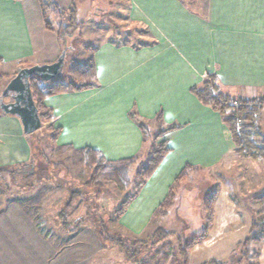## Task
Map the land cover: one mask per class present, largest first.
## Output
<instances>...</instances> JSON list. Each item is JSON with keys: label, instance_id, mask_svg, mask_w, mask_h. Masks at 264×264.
<instances>
[{"label": "crops", "instance_id": "1", "mask_svg": "<svg viewBox=\"0 0 264 264\" xmlns=\"http://www.w3.org/2000/svg\"><path fill=\"white\" fill-rule=\"evenodd\" d=\"M127 6L128 21L149 35L141 33L136 44L100 42L91 55L99 87L49 96L43 105L53 113L48 124L60 129L57 149H92L108 162L141 156L152 143L130 118L132 111L153 131L159 114L166 126H180L155 142H166L170 151L113 224L123 236L143 239L158 228H182L175 214L171 219L154 215L187 165L228 170L242 159L248 166L249 162L264 166V161L237 157L221 115L192 93L211 74L234 97H264V0H206L194 6L196 13L180 0H127ZM60 55L58 37L46 27L39 0H0V71L8 79L23 68L52 64ZM32 135L24 133L17 117L0 109V168L30 160ZM225 176L230 177L227 171L220 179ZM51 182L55 180L46 179V193H29L26 203L4 200L0 191V264H116L117 247L100 239L95 221H80L82 217L72 221L69 211L75 205L67 208L71 192L67 195L65 188ZM219 185L214 220L224 207L218 201L221 194L230 200L227 212L236 213L238 200L230 199L222 180ZM235 188L237 192V183ZM241 193L248 203L250 195ZM62 212L68 214L67 227ZM228 224L230 231H244L234 242L237 247L247 238L252 220L230 218ZM213 229L211 225L204 239L217 237L219 230L213 235ZM229 236L224 234V240L232 242ZM251 252L252 264H264V241L253 243Z\"/></svg>", "mask_w": 264, "mask_h": 264}, {"label": "trees", "instance_id": "2", "mask_svg": "<svg viewBox=\"0 0 264 264\" xmlns=\"http://www.w3.org/2000/svg\"><path fill=\"white\" fill-rule=\"evenodd\" d=\"M48 1H51V4H48ZM53 1L55 0H40L42 10L44 12L46 27L50 30H53V28L51 27V22L48 20V9L52 10L62 20L63 13L66 14V12H73L68 10H64V12L59 11L58 8L51 6L55 5ZM204 1L206 0H180V2L193 13H196L194 5ZM62 22L63 21L59 22V27H62V29L58 31V41L61 47V54L65 52V65L62 73V76H64L65 79L57 81L56 84L47 90L36 89L34 82L39 79L35 77L30 79L32 93L42 121V127L43 124L51 121L53 118L52 111L47 110L43 105V101L46 97L63 93L81 92L99 87L93 56H90L83 63L75 62L73 57V64H71L69 69L65 72L66 63L72 58L74 47L70 46L63 39V37L64 34L69 32L70 28H75L69 36L72 37L75 30L81 27V24L76 22L71 26H67ZM143 34L149 35V31L142 30L141 35ZM138 42L140 41H137V43ZM2 78L7 79L8 77L0 71V79ZM192 93L202 104L210 107L221 115L224 124L230 131V135L235 146V153L238 156L254 161H264V97L256 100L234 97L224 91L219 83L218 77L211 74L206 76L200 86L194 87L192 89ZM129 116L142 130L146 140L149 137L152 139V143L150 145H146V148L141 156L118 162H108L99 151L92 149L74 150L72 147L65 148L74 152V154L79 158V163L81 165L87 169L94 170L92 178L98 177L101 173H103L107 175V178L110 181L115 182L116 185L123 191L131 190V192L125 196L121 207L114 212V220H117L125 212L131 200L137 196L140 189L144 186L146 181L161 164L166 154L170 151L166 142H161L159 144H155V142L162 138L164 134L180 128V126L177 125L166 126L164 124L162 114H159L154 121L156 126L155 131L150 128V125L144 121L135 110L132 111ZM47 130L53 131L50 139L55 145L60 129L54 130L51 125H48ZM29 161L15 167L0 168V182L6 180V177L15 181L16 177H28L29 175L37 173L38 171H36L34 163H29ZM136 166L137 169L130 178V168ZM200 171H202V169L199 167L187 165L179 177L175 180L174 184L170 188L167 198L154 215V217L169 218L172 214H175L178 219L183 222L186 228L185 232L191 229L190 232L193 236L190 240L184 241V237L186 236L185 232L182 233V231L179 230V232H177V230L175 231L164 227L158 228L153 235L148 236L145 240L123 236L118 232L113 234L104 222L103 218H99L97 223L98 235L100 239L119 248L120 252L124 254L128 260H136L135 263L137 264V258L139 256H145L144 253L148 254V256L151 254L156 256L162 255L163 260L168 263L170 262V264H188L190 248L197 242L204 239L211 227L214 217L213 207L220 191L219 183L212 184L210 189L208 188L205 190L202 199V209L198 212V215H194L193 211L192 214L188 211L183 214L185 216L182 215V217H184L182 218L179 214L181 210L171 211V209L175 208L176 201L178 199L176 189H178L183 182L186 184L189 180L191 183L194 179V174ZM89 183V181L85 182L83 186L88 185ZM95 185L101 186L102 183L97 182ZM7 193L9 195L8 191L3 192L5 199L7 197ZM80 194L81 193L79 191L71 192V198L67 206L68 210L72 208L73 204L78 200ZM251 199L255 201H264V195L251 196ZM60 216L64 220L63 225L67 227L68 214L62 212ZM196 223L201 225V227L198 225L199 229L197 230L194 229V227L197 226L195 225ZM172 237L176 238V245H174V247L170 246V238ZM262 241H264V215L258 217L253 216L251 228L247 238L242 243L237 245L236 250L233 252L228 261L222 262L210 260L203 264H252L250 261L251 256H253L251 252L252 244ZM167 246L172 248L173 253H162L163 251L159 249L160 247L164 249Z\"/></svg>", "mask_w": 264, "mask_h": 264}, {"label": "rangeland", "instance_id": "3", "mask_svg": "<svg viewBox=\"0 0 264 264\" xmlns=\"http://www.w3.org/2000/svg\"><path fill=\"white\" fill-rule=\"evenodd\" d=\"M53 2L55 5L51 6L58 8L61 12H64V10L73 11L72 13H63L62 20L52 10H47L48 20L51 22V27L54 29L57 37L58 31L62 29V27H59L60 21H63L62 23L67 26H71L76 22L81 24V27L75 30L72 37L69 36L75 28H70L69 32L64 34L63 39L70 46L74 47L72 58L66 63L65 72L69 69L71 64H73V57L75 62H85L92 55L93 48H95L100 42L111 39L119 43L136 44L135 38L142 33V30H139L140 28L128 21L127 0H55ZM48 4H51V1H48ZM10 79H0V100L2 92ZM64 79V76H62L49 82L38 80L34 82V85L36 89L47 90L56 84L57 81H62ZM4 102L9 103L10 100L5 99ZM48 123L49 122L43 124V127L30 137L31 140L29 139L30 142H32L31 150H33L29 163L33 162L36 171L38 172L29 175L28 177H16L15 181L6 177V180L3 179L4 181L1 180L2 182H0V191L9 192V195L7 193V200H15L16 198L20 200V202L26 203L29 193L31 194L35 191L46 193V188H48L46 187L48 184H46V179L52 178L55 182H51L50 184L52 186L57 185L56 187L60 188L62 186L67 191V195H70L72 190L81 193L78 200L74 203L75 206L73 205L72 213L69 211V215L73 219L72 221L82 217L80 221H95V224H97L99 218H103L108 228H110L111 233H117L114 229L116 226L113 225L115 221V213H113L112 210H117L121 207L125 196H127L131 190L123 191L115 182L110 181L107 178V175L103 173L98 177L92 178L94 170L87 169L81 165L79 163V158L72 150L56 148L50 139L53 131L47 130ZM237 157L241 158L239 156ZM236 161L237 163L228 170H224L221 166L197 172L194 174V179L191 183L188 180L186 184L183 182L180 187L176 189L178 199L175 208H172L171 211L181 210L179 213L181 217L188 211L191 214L193 211L194 215H198V212L202 209V199L205 190L208 188L210 189L212 184L219 183L221 180L226 184L230 192V199L238 198L235 203L236 207H234L236 208V213H234V211L227 212V207L230 206V200L226 199V195L221 194L218 201H221V204H224V207H219L220 213L217 214L216 220H212L211 224L214 226V229L212 230L213 235L214 230H219V232L215 231L217 237L214 238V236H209L207 239H203V241L201 240L196 243L190 252L189 261L191 264H200L202 262H208L211 259H217L222 262L226 261L236 250L234 242L239 239V236L244 235V231L241 229H238L237 232L230 231L229 224L227 225L229 219L248 217V219L252 220L253 216L258 217V215H264L262 214V212L264 213V201L257 202L251 199V196L264 195L263 164H260V162H249L250 166H248V164L242 159ZM136 169L137 166L130 168V178L133 176ZM225 171H227V175L230 177L228 178L225 176L220 179V174L225 173ZM234 171H236V176L232 175ZM61 176L62 178H60ZM88 181L90 183L83 186V184ZM97 182L102 183V185L96 186L95 183ZM235 183L238 184L237 192ZM242 191L247 193V195H250L248 203H245L247 201L246 199H243L245 195L241 193ZM236 195H238V197ZM6 199L4 198V200ZM87 214H91L93 218L86 219L85 217H87ZM170 217L172 218L173 215ZM170 217L169 219H171ZM195 225H197L194 227L195 230L199 229V226L201 227L199 223H196ZM181 227L182 228L179 229V231L184 233L186 230L184 224L181 225ZM176 230L177 229H175V231ZM179 231L177 230V232ZM190 231L191 229L185 232L186 236L184 237V241L192 238L193 234ZM226 233L230 234L229 237L233 240L232 242L229 239L224 240L223 236ZM143 239L145 240L146 238ZM218 241H222V244ZM175 243L176 238H170V246L174 247V245H176ZM170 246H167L164 249L160 247L159 249L163 251L162 253L171 254L173 251ZM144 254L146 257L139 256L137 258L138 264H170V262L168 263L163 260L162 255L156 256L151 254L148 256V254ZM114 258L116 264H123V261L124 263H135L136 261L128 260L117 248H115Z\"/></svg>", "mask_w": 264, "mask_h": 264}, {"label": "water", "instance_id": "4", "mask_svg": "<svg viewBox=\"0 0 264 264\" xmlns=\"http://www.w3.org/2000/svg\"><path fill=\"white\" fill-rule=\"evenodd\" d=\"M65 65V52L52 64L35 65L23 68L9 81L0 100V109L7 115L17 117L24 133L31 135L42 128V121L36 106L30 79L35 77L42 82H49L62 76ZM10 98V103L4 99Z\"/></svg>", "mask_w": 264, "mask_h": 264}, {"label": "flooded vegetation", "instance_id": "5", "mask_svg": "<svg viewBox=\"0 0 264 264\" xmlns=\"http://www.w3.org/2000/svg\"><path fill=\"white\" fill-rule=\"evenodd\" d=\"M5 99H9V100H10V102H11V99H10V98H5ZM5 99H4V101H5ZM10 102H9V103H10Z\"/></svg>", "mask_w": 264, "mask_h": 264}]
</instances>
